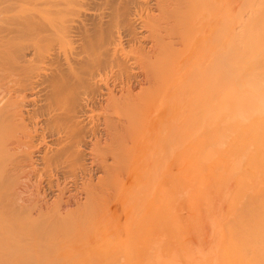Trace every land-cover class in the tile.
Wrapping results in <instances>:
<instances>
[{
	"label": "bare ground",
	"instance_id": "obj_1",
	"mask_svg": "<svg viewBox=\"0 0 264 264\" xmlns=\"http://www.w3.org/2000/svg\"><path fill=\"white\" fill-rule=\"evenodd\" d=\"M202 86L204 87L202 90L206 92L198 90ZM196 87H198L196 91H199L197 93L199 95H196L195 89L193 90ZM228 88L233 91V95L235 93L237 96H232L231 90L226 92ZM189 89L190 91L193 90L192 97L189 96ZM216 89L218 92L220 91V95L230 92V96L234 98L233 101L239 96L238 101L236 100L237 103L231 101L232 97L229 96L231 100L227 97L230 103L237 104L236 108L230 104L233 107L232 110L236 111L235 115L240 110L241 112L245 111L244 115L240 112L241 114L236 116L239 117L237 119H240V116L242 119L235 121V123L238 122L237 124L233 121L235 117L232 121L230 120L233 117H230L231 119L227 117L229 111L226 109H230L228 103L227 107L224 106L226 109L222 107L219 110L222 102L223 105L225 101L227 102L226 98L222 99L228 95L225 94L224 96L223 94L220 99L219 94L215 93ZM222 89L226 90L222 91ZM182 91H184L183 95ZM201 91L205 93H202L205 96L204 102H207V99L208 102L210 100L213 102L214 107L211 102L208 103L213 107L212 109H210L211 106L206 105L209 112L206 107L205 109L201 108L205 106V103L201 105L200 99H203V96H200ZM212 92L222 102L214 99ZM207 94H212L213 99L210 95L206 96ZM184 95L189 96V100H192L194 96L192 102L198 101V104L194 105L189 100L186 103L187 99ZM197 96L200 98L198 97V99ZM216 103L220 104L217 107V113L221 111L223 112L222 115L226 114L223 116L230 119L229 121L234 128L238 125L235 128V130L238 129L237 131L233 130L232 127V132L235 131L236 133L231 134L230 131L233 136L230 138V140L233 138V145L229 146V144L225 148L219 146L223 137L218 138L216 136L221 134L223 136V133H225V137L228 136L231 126H229L230 129L227 134L226 128L228 126L224 123V119L223 122L222 115L216 114L217 117L210 115L215 113L216 110L214 112L211 110L217 106ZM196 105L201 107L198 109ZM242 105L244 111L240 109ZM194 107L199 111L200 109L205 110L204 114L206 111L210 113H206L208 115L205 116L202 114L204 117H202L201 112L198 113L201 115V117L199 116L200 119L202 118V122L198 123H202L203 128L198 127L201 128L200 136H198L199 141L193 147L197 168L199 166L209 168L208 175L210 177H206L208 178L207 182L204 180L203 187L199 190L202 193L198 192L201 194L200 196L195 191L198 186L193 188L194 194H198L196 197H193V191L190 192L191 197L199 204L198 207V204H193L192 200L191 206L192 204V207L196 205L197 210L196 207L194 209L189 208L192 209L190 211L191 217L187 215V211L185 212L186 216L180 213V217L182 215L183 218L186 217L185 219H187L188 216L190 221H193L191 218L197 219H195L197 215L195 217L192 215L201 212L200 202H202L203 207L204 203L212 204L207 202L208 199L205 202L202 201L205 200L203 196L206 193L204 194V192L209 187L204 188L208 184L210 185V178H214L217 173L220 174L222 180L225 179L224 175H226L225 177L229 176L227 174L231 170L226 171L227 165L232 163V161H228L233 160L232 156L242 162V164L241 162L237 164L244 165L240 170L237 167L234 168L231 178H228L232 180L235 172L237 173H235L236 176L242 175V177L238 180L236 177L234 183L225 179L222 181L223 183L226 181L225 186L215 185L217 186L216 191L220 188V192H223L221 187H226L228 181L231 182V187H235L230 188V195L227 196L228 199L226 198L228 203L224 198L227 203L224 206L227 208H233L238 203L237 200L243 194L240 192H242L244 185L248 188L251 187L252 184L249 186L247 181H244V175H246L245 178L255 172V176L257 175L260 179L264 175V0H0V264H70L71 255L74 253V256L75 251H79L80 239L85 236L87 238V235L90 239H94L92 246L98 258L105 257L107 249L111 251L120 246V251H124L126 255L124 257L123 253L122 255L117 254L119 256L117 258L120 256L125 258L123 260L127 258V262L133 253L134 258L132 259L137 260L135 261L136 264H140L141 262L139 263L138 260L141 259L139 261H142L143 259L139 257L150 242L147 245L144 241L145 244L143 245L145 235L139 234L148 224L143 225L144 227L142 226L139 231L137 229V233H139L137 235H134V231L131 232V228L128 229L127 226L124 229L126 235L123 233L118 240H114L108 235L115 234L116 225L121 224V216L119 215L123 200L128 196V193L130 195L131 186L134 183L137 184L150 171L153 173V180H151L152 182L156 181V184L150 185V189L151 187L153 189L150 197L148 195L146 197L149 198L145 203L147 205L143 204L141 210H143L142 207L144 210L139 209L140 211L136 212L134 217L139 219L136 217L139 214L144 220V217L151 216L148 212H153L156 209L152 214L155 216L150 218L160 219L158 225L155 221H151L156 224L157 228H153L149 220L150 227L154 231L151 233L158 232L162 227L161 222H163V227L167 229L169 225L165 227L167 224L162 220L166 213L161 214V209L164 212L163 200L170 198L166 200L169 206V201H173L177 197L184 198L180 191L182 186L177 183L181 171L185 167L183 164L185 160L183 158L184 150L181 144V135H179L182 131V129L180 131L182 128L180 123L184 119L186 110H189L188 108H191L190 111L194 110ZM238 108L239 110H237ZM232 110L230 109L229 116L233 114ZM234 114L232 116H235ZM186 115L188 116V114ZM192 115L195 116V114ZM196 116L198 115L196 114ZM217 121L223 122V125L227 126L225 131L222 129L223 133L218 126L221 125V128L224 126L217 124ZM210 126L212 131H210ZM216 133L220 134L217 135ZM193 135L191 134V136ZM196 135L198 134L196 133ZM228 142L231 143V141ZM205 149H208L207 151L211 149V154L215 151L213 154L215 156L206 158L208 161L211 158L212 161L210 162L202 159L205 161L203 163L201 158L205 157H201V154ZM206 156H208L207 153ZM148 158L151 161L154 158L155 167L152 170L149 169L152 164H150L151 161L148 163ZM224 164H226L225 169H223ZM221 169L226 173L222 174L219 171ZM211 173L215 175L212 176ZM146 180L149 183V179ZM213 180L211 181H213L212 185L214 186L215 178ZM167 181L172 183L169 184ZM260 181H255V183H260ZM165 182L170 187L172 186L170 190H167L171 191L169 194L163 193L162 188ZM148 183L146 184L148 185ZM174 183H177L181 188ZM146 184H143L144 189ZM259 185L263 186L262 184ZM176 186L179 187V196H177L179 192H176ZM213 186H210L209 190ZM141 187L143 188L142 185ZM225 189L227 190V187ZM209 190L207 192L211 197L212 190L215 191L214 189ZM172 191L177 194L173 195ZM161 192L165 197L166 195L169 196L163 199ZM233 192L234 195H232ZM171 193L172 195H170ZM236 194L238 197L235 196ZM130 197L132 195L127 198ZM186 197L188 198L187 195ZM186 197L183 201L189 202ZM234 198L237 199L234 201ZM138 199L139 202L140 199ZM177 199L178 201L175 199V204L180 201L179 198ZM212 199L214 198L212 197ZM231 201H237V203L233 205L234 203L231 204ZM160 203L163 206L161 209H159ZM253 204L252 207L249 205L251 209L248 207L247 211L241 210V207L240 209L237 208L242 211L243 215L241 212H237L236 216H244L246 213L245 219H242L244 223L248 221V216H252L254 219L252 223H245V225L247 224L245 227L241 225L239 219L235 218V220L233 217L236 216L234 214L232 216L231 213L232 224L237 221L238 226V228L235 226L238 231L236 229L237 232L234 231L241 236V233L238 232L242 227L244 230V235L243 230L241 231V237L236 236L237 234L233 232L236 234L233 235V238L235 236L240 237L241 242H245L243 245L240 242L238 248L235 246L234 251L240 249L238 250L240 254L244 252L247 258L248 255H256L255 261L257 263L259 261L258 264H263L264 206L261 205L263 202L257 205V200ZM137 205L138 203L136 207ZM208 205H205L206 209L210 208ZM168 206H165V208L167 207L166 211L171 208ZM237 206L239 205L237 204ZM176 207L177 205L173 208ZM211 207V211L208 210L209 213L212 212L213 204ZM236 207H234V211L237 210ZM175 210L178 212L179 209ZM224 210L222 212H225ZM171 211L173 210L171 209ZM204 211L208 213L207 210ZM140 212H142L141 215ZM222 212L218 213L222 217V219L220 218L221 221L227 217L231 218L229 210L227 217H225L226 215L222 216V214L224 215ZM247 212H253V215L250 213L247 215ZM209 213L208 215L211 216ZM176 214L172 215L175 217ZM208 215L203 214V218L206 217V223L209 221V219L207 221ZM169 216L171 220L172 217ZM178 216L179 212L177 218H180ZM215 216L214 220H217L219 216ZM126 218L124 223H127ZM185 219H182L180 226L185 225L183 224ZM202 219L196 220L194 224L198 222L197 226L200 227L199 222L204 223H202ZM166 220L170 221L169 219ZM166 220L165 222H167ZM203 220L205 221V219ZM214 220L211 221L215 222L214 231L216 232V228L221 227L218 226L221 221L217 220L216 222ZM131 221L132 223L136 222V220ZM171 221L170 224L173 223ZM211 221L210 225H212ZM249 221L252 220L249 218ZM136 223L134 224L136 225ZM174 223L173 225H175ZM177 223L176 225H178ZM238 223L241 224L238 225ZM226 224L225 226L222 225L226 228L223 229L224 233L225 230L229 231L234 228L232 226V229H227L226 226L229 227L231 223ZM139 225L135 227H141L142 223ZM203 225L205 227L206 224ZM240 226L242 227L240 228ZM188 227L190 229L191 226ZM192 227L196 226L192 225ZM175 228L177 227L175 226ZM146 229L143 233L147 234ZM204 229L207 230L209 227L200 230L203 231ZM194 231L198 232L197 228ZM194 233H192L193 237L196 236ZM198 233L199 236L200 232ZM224 233L222 234L221 231L219 234L225 236ZM158 234H156V238L159 237ZM180 235L182 238L183 235ZM140 236L144 239L140 240ZM147 236L146 241H149ZM207 236L210 237V234ZM188 237L186 238L188 239ZM193 237L192 239L195 240ZM174 238L172 240L176 241L177 238ZM186 238L184 237L182 240H186ZM197 238L196 240H198ZM220 238L217 237L218 241ZM206 239L209 242L210 238ZM211 239L214 240L215 238ZM85 240L81 241L83 246ZM179 240L180 243L178 240L177 243L182 244L181 239ZM88 241L91 242L89 239ZM165 241L167 240H164L166 245L168 242ZM161 242L160 239L155 243L160 245ZM169 242H171L170 239ZM207 242L203 244L207 246ZM220 242L223 243L224 241L221 240ZM220 242H216L214 247ZM153 243L154 241L152 245ZM169 244L168 247H173V243L170 246ZM224 244L219 245L221 248L227 246ZM85 246L88 247V245ZM220 246L217 251H214V255L217 252L218 256H221L214 257H218V261L219 258L225 261L227 260L226 256L229 258L231 256L224 250L222 253L219 252ZM201 247L202 245L199 249ZM208 247H212V245H208ZM81 248L83 247L81 246ZM171 249H169V253L166 252L167 254L163 252L164 256L165 254L172 256L170 254L172 253ZM176 249L179 251V248ZM206 249L208 248H203L205 251ZM209 250L211 252L212 248ZM201 251L198 254H201ZM113 252L111 253L113 254ZM138 252L143 253L140 255ZM175 253L174 257L167 256L168 259L173 261L171 258H178L176 255H180V259L178 258L180 261L182 252ZM138 254L139 256H137ZM240 254L234 253L232 256L236 255L234 259L241 260L237 257V255L241 257ZM127 255L130 256L126 257ZM145 255L148 256V253ZM75 256L78 257V255ZM143 257L145 256L143 255ZM154 257L156 258V256ZM161 257L162 260L165 258ZM210 257V260L214 259L212 255ZM234 259L233 261H235ZM119 260L116 262L117 264L121 263ZM134 260L130 261L134 263ZM108 261L110 264V260ZM130 261L128 264H131ZM230 261L232 262L231 259ZM105 263L107 261H104ZM185 263L187 264V262Z\"/></svg>",
	"mask_w": 264,
	"mask_h": 264
},
{
	"label": "rangeland",
	"instance_id": "obj_2",
	"mask_svg": "<svg viewBox=\"0 0 264 264\" xmlns=\"http://www.w3.org/2000/svg\"><path fill=\"white\" fill-rule=\"evenodd\" d=\"M200 85H202V84H200ZM198 87H199V86H198ZM198 87L193 88V90L195 89L194 91H195L196 95H199V94H197V93H199L198 90H202V88H204V87L202 86V87H200L201 89H198V90L196 91V89H197ZM193 90H192V91H193ZM217 90H218V89H216V92H215V93H216V94L218 93V94L220 95V93H219L220 91L218 92ZM225 90H226V89H222V91H225ZM228 90H231V89L228 88V89L226 90V92H227ZM185 91H186V90H185ZM189 91H190V89H189ZM192 91H190V93H189V94H190L189 96H191V97H192V95H193V94L191 95ZM202 91H203V90H202ZM202 91L200 92V93H201L200 96L202 95L203 92H206L205 90H204L203 92H202ZM222 91H221V92H222ZM187 92H188V90H187ZM226 92H225V93H222L220 96H219L218 94H217V95H218V97H219L220 99L222 98V95H223V94H224V96H225V94L228 95V96H225V97L223 96L224 98H223L222 100H224L225 98H226V100H227V97L230 98V97H232V96H235V97L237 96V94L235 95V93H234V95H233V91H232V90H231V92H232V96H230V95H231L230 92H229V94L226 93ZM183 93H184V91H182V95H183ZM195 93H194V96H195ZM208 93H209V92H208ZM210 93H211V92H210ZM185 94H186V92H185ZM187 94H188V93H187ZM203 94H205V93H203ZM212 94H213V96H214V99L218 100V102H219L220 99H217L218 97L216 98V95H215L213 92H212ZM212 94H211V95H212ZM209 95H210V94H209ZM209 95L207 94L206 96H209ZM211 95H210V97H211ZM184 96H185L186 99H187V102H186V101H185V102L188 103V100H189L188 97H189V96H188V97H187V95H184ZM184 96H183V97H184ZM194 96H193V99H194ZM202 96H203V95H202ZM213 96L211 97L212 99H213ZM229 96H230V97H229ZM185 97H184V98H185ZM191 97H190V99H192ZM198 97H199V96H197V98H198ZM204 97H205V96H203V99H202L203 102H202L201 99H200V101H201V105H203V103H205V106L201 107V106L199 105V107H201V108H203V109H205L206 105H207L208 103L211 102V100L208 102V99H207V102H204ZM210 97H209V98H210ZM184 98H183V99H184ZM199 98H200V97H199ZM199 98H198V99H199ZM238 98H239V96L234 100L235 102L233 101V99H234L233 97H232V100H231V98H230V100L233 101L234 103H237L236 100H237ZM186 99H185V100H186ZM193 99H192V100H193ZM192 100H189V102H192ZM195 100H196V98H195ZM195 100H194V101H195ZM216 100H215V101H216ZM196 101H197V100H196ZM205 101H206V99H205ZM215 101H214V102H215ZM237 101H238V100H237ZM216 102H217V101H216ZM220 102H222V101H220ZM186 103H185V104H186ZM192 103L195 105L196 103L198 104V101L195 102V103H194V102H192ZM199 103H200V102H199ZM212 103H213V102H211V104H212ZM224 103H225V104L223 105V102H222L221 106L219 107V110H220V108H222V107H223L224 109H226L224 106L227 107L228 105H229L228 107H229L231 110H232V108H233L232 106H234V108L237 107V104L234 105V103H232V102L230 103L229 100H227V102L225 101ZM227 103H228V105H227ZM216 104H217V106L215 107L216 109L214 108L213 110H211L212 112H214V111L216 110L215 113H211V114L208 113V112H209V108H208V107H206V108L208 109V110L206 109V110L208 111V112L206 111V113H208V114H210V115H212V116H214V117H215L216 114H218V116L222 115L221 113H223V112H221V111H219V112L217 113V111H218V110H217V109H218L217 107H218L220 104H219V103H216ZM216 104H214V105H216ZM230 104H231V105L233 104V105L231 106ZM238 105H240V104L238 103ZM208 106L210 107L211 105L208 104ZM212 106H213V104H212ZM212 106H211L210 109H212V108L214 107V106H213V107H212ZM230 106H231V107H230ZM235 106H236V107H235ZM196 107H198V105H196ZM199 107H198V109H199ZM243 108H244V107H243V105H242V107H240V109H242V111H244ZM188 109H189V110H186V114H188V116L185 114V115H184V119H182L183 122L181 121V123H180V125L182 126V128H180V131H181V129H182V131L180 132L179 135H181V136H180L181 141H182L181 144H182V146H183V150H184L183 158H184L185 160L183 161V164L185 165V167L182 169V171H181V175L179 174L180 177H179V179L177 178V179H178V180H177V183H178L179 185L182 186V189L180 190V191L182 192L181 196H182V197L184 196V198H185L186 195H187L188 198L186 197V200H189V202H187V201H183L184 198L177 197V196L180 195L179 187L181 188V186L177 185V183H174V184H176L177 186H179V187L176 186V187H177V189H176L177 191H176V192H177V193L179 192V193H178L177 196H176V195H175V196H176L177 198H179V200H180L179 202H176L177 204L174 203V202H175V199L178 201V199L175 198V199H173V201H172V200L169 201L170 203L168 202V203H169V206H168L166 200H169L170 198H168V199L165 200V199H164L165 195L162 194V192H161V194L163 195V196H162V195H161V196H162L163 199H164V200H163V199H162V200L164 201V204H165V205H164V204H163V201H162V204H163V206H164V212H162V209H161V207L163 208L162 204H161V203L159 204V206L161 205V206L159 207V209H161V214H163V213L168 214V213H170V212H172V213L168 214V216H166V214H164L163 217L160 216V217H162V220L164 221V223L167 224L166 226H165V225H164V226H165V227H167L168 225H169V226H168L167 229H166V228L163 227V222H161L160 225L162 224V227H161L162 229L160 228V229L158 230V232L153 233V234H155L154 237H153V234L151 233V232H154V231H152V227L155 228V227H156V224L158 225V222H159L158 220H159L160 218H158V219H157V218H156V219H155V218L151 219L150 217L153 216L152 214H153V212H155L154 210H156V209H154L153 212H152V211L148 212L151 216L148 215V216L144 217V220H143L142 216H139V214H137L138 216L136 215V217H138L139 219H135V217H134L135 214H136V212L138 213V211L141 210V206H142L143 204H144V205H147V204H145V203L149 200V198L147 199L146 197H147V195H148V197H150V195H151V193H152V189H153L152 187H151V189H150V185H151V186H154V185L156 184V181H155V182L153 181L154 184H153V182H152V180H153V173H152V171H150V172H148L147 175H145V176H144V177H143V178H142L137 184L134 183V185L131 186V189H130L129 192H130V195H132V197H130V198L128 199L127 197L130 196L129 193H128V196H126L125 199L123 200L121 214L119 215V216H121V218H120V223H121L122 225H121V224H120V225H119V224L116 225V232H117V233L119 232L118 235H117V233L115 232V234H113V235L111 234V236H110V235H108V236H109V237H112L114 240H118L119 237H120L123 233H125V232H124V229L126 228V226H127L128 229L131 228V230H132L131 232L134 231V232H133L134 235H137V234H139V233H137V229H138V231H139V229L142 228L143 225L145 226V225L148 224L150 230L148 229V225L145 226V227L143 226V227H144V228H143V231H141L142 234H141V232H140V234H139V235H142V236L145 235V239H144V237H143L144 240H143L142 237L140 236V237H141L140 240H143V242H142L143 245H144L145 243L148 245L149 242H150L149 246H146V249H145L144 251L142 250L144 253H143V252H140V253H143L142 255L138 252V253L142 256V257L140 256L139 258H142V259H143L142 261H139V260H141V259L138 260L139 263L141 262L140 264H143V262H145V264H157V263H158V264H184V262H187V264H189L190 262H191V264H192V263H193V264H199V262H201L200 264H211V263H213V264H222L224 260L222 261V260H220V258H219V261L217 260L218 257H220L221 255L218 256L217 252H215L216 255H214V251H217V250H218L217 248H218V247L221 245V243H222V242H220L221 240H223V241H224L223 243H225L224 245H227V246H223V247L221 248V246L223 245V243H222V245L220 246V248H221L222 250L220 249L221 251L219 250V252L222 253L223 250H224L225 252H227L228 255H230V256L232 257V258H231V257L229 258L228 256H226V259H227V260H225L223 264H229V263H230V264H231V263H232V264H243V263H244V264H247V263H248V264H258L259 261H258V263H257V261H255V260H256V255H254V254H253L254 256H252V255H251V256L248 255V258H247V256H245L244 252H242L244 255H243V254H240V252L238 251V250H240V249H238V250L235 249L236 252L234 251L235 246H236V248H238V247L240 246V242L242 241L240 237L242 236V232H243V235H244V230L242 229L243 227L240 226V228H241V227H242V228L240 229V231H239L238 233H241V236L238 235V234L236 233V232L238 231V229H236V228H238V226H237V224H236L237 221H234V222H235V223H233L234 225L232 224V222H233V218H234V219L237 218V220L239 219V222L242 223V224H241V223H240V224L243 225V226L245 227V226L247 225V224L245 225V223H248V222H249V223H250V222L252 223V222H253L254 219H252V216H250V217L248 216V221L246 220L247 222L244 223V222L242 221V219H245L244 217H246V213L244 212V213H245L244 216L238 215V216H240V217L236 216L235 214H236L237 212H241V214L243 215V213H242L241 210L249 209L248 207H250V206L252 207V206L254 205L253 203L256 202V200H257V203H258L257 205H260V204L263 202V204H261V205L264 206V196H263V195H264V194H263V193H264V192H263V191H264V188H262V187L264 186V184H263V183H264V175H262V177H261L262 179H260V177H258L257 175L255 176V174H254L255 172H253L252 174L248 175V177H245V178H244V176H246V175H244V176H243L244 181H247V183H248L249 186H250V184H252V185H251V187H249V188L246 187V186L244 185V186L246 187V189H245L246 194H245V192H244V188H245L244 186L242 187V188H243V189H242V192H240V193H243L241 196H240V194H238V192H237V194L240 196V199L237 200L238 203H237V201L234 202L237 198H236V199L234 198V201H233V202L231 201V204L234 203L233 205H235V204L237 203V204L239 205V206H237V204H236V205L234 206V207L237 206L236 209H237V208L240 209V207H241V210H238V209H237L238 211H237V210L234 211V207H233V208H232V207L227 208V207L224 206V205L228 203V200H227L228 197H227V196L230 195V188H235V187H233V186L231 187V186H230V183H231V182L234 183L236 177H237V180H238V178H241V177H242V175H237V176H236V175H235L236 172H235V173H234L235 178H233L234 176L232 177V180H233V181H232V180H229V178H231L230 176H232V170L234 171V170L236 169V167H237L238 170H240V168H241V167L243 168V165H244V164H243V165H239L241 161H240V160H236V159L234 158V156H232V157H233V160H232V159H231V160H228L229 162L232 161V163L230 162V165H227V167H228L227 171L225 170L226 172H228L229 170H231V172H229V173L227 174V176L229 175V176H228L229 178H228V177H225L226 175H224V178L226 179V181H227V180L231 181L230 183H229V181L226 183L227 190L225 189L226 187L223 188V186H225V182H226V181H225L224 183H223L222 181H224L225 179L222 180V179L220 178V176H219L220 174H218V173H217L216 175L211 173L212 176H214V175L216 176V177L214 176V178H215L214 186H215L216 184H217V186H221V185H223V186L221 187V191H223V192H220V188H218V191H216L217 189H215V188H216L217 186L214 187V186L212 185V183H213V181H214V180H213L214 178H213V177H212L213 179L210 178V180H209V181H210V185L207 183L208 185H207V187H206V185L204 184V187H206V188H204V189H207L208 187L210 188V186H213L210 190H209V188H208L207 191H208V190L211 191L212 189H214L215 192H213V190H212V193H213V194L210 192V193H211V194H210L211 197H210V196H209V193H208L207 191L204 190V191H205L204 194H205V193H206V194H205L204 196H203V195H202V196L205 198V200L203 199L202 201L205 202V201L208 199L207 202H209V204H210V202H211V203L213 204V206H214L213 209H212V212H213L214 210H215V211H214L213 214H211L212 212L209 213L208 210L211 211V208H212L211 206H212V204H211V205H208V203H204V207H205V205H208V206L210 207L209 209H206V207L204 208V207L202 206V205H203L202 202H200L203 211L201 210V207H200V210H201L202 214H201V212H200L199 209H198V211L200 212V215H199V214H198L199 212L196 211V210H197V206L199 207V204L195 202V199H193V197H196V195H198L199 193H202L201 191L199 192V190L202 189L201 187H203V182H205L206 180H208V178H209L210 176L208 175L209 168H208V169H207V167L202 168L201 166L198 167L199 169L197 168L196 160H195V157H194L195 154H194V152H193V150H194L193 147H194L195 144H197V141H199V137H198V136H200L199 133H200V131H201V128H203V127H202V123H198V122H202V118L200 119V117H201L202 114H203L204 116H205V115H208V114H206V113L204 114V113H203L205 110H201V109H200V111H199V110L196 109L195 107H194V110L192 109L191 111H190L191 108H188ZM224 109H223V110H224ZM230 109H228V108L226 109V111H229V112H228L229 114L231 113V112H230ZM184 110H185V109H184ZM184 110H183V111H184ZM223 110H222V111H223ZM235 110H236V109H235ZM237 110H239V108H238ZM245 110H246V109H245ZM188 111H189V112H188ZM192 111H193V112H192ZM194 111H195V112H194ZM197 111H198V112H197ZM211 111H210V112H211ZM187 112H188V113H187ZM196 112H197V113H196ZM200 112H201V115L198 114V113H200ZM232 112H233V114H234L236 111L234 112V111L232 110ZM237 112H239V111H237ZM240 112H241V110H240ZM240 112H239V113H240ZM184 113H185V112H184ZM184 113H183V114H184ZM224 113H226L225 110H224ZM239 113H236V115L234 114L235 116H232L233 114H232L231 116H229V114H227V117H229V118H230V117H233L232 119L230 118L231 120H230V119H227V117L225 118L224 116H226V114H223L224 116H223V115L221 116V117H223L222 120H223V119L225 120V122H224V120H223V122H224L228 127H227L226 125L224 126V125H223V122H222V123H219V121H217V124L219 123V124H222V125L224 126L223 128H221V127H222L221 125L218 126V127H220L221 131H222V129H223V131H225V130L227 129V130H226V131H227V132H226L227 134H228V130H229L230 128H231V130H229V134H230V131H231V134H233V132L237 131L238 129L235 130V128H237L238 125H236V127L234 128V127H233V124H231L230 121H232V120L234 119V117H235V120H233L234 123H235V121H239V120L241 119V116H240V119H237V118H239V117H236L237 115H239ZM241 113H243L242 115H244L245 111H244V112H241ZM241 113H240V114H241ZM189 114H191V115H189ZM192 114H195V116H196V114H197L198 116L195 117V116H193ZM213 114H214V115H213ZM203 115H202V117H204ZM186 116H187V117H186ZM199 116H200V117H199ZM198 117H199V118H198ZM216 117H217V115H216ZM182 118H183V117H182ZM185 118H186V119H185ZM191 118H193L194 120H193V119L191 120ZM197 118H198V119H197ZM188 119H189V122H188ZM236 119H237V120H236ZM195 120H201V121H197V122H196ZM203 120H204V118H203ZM227 120H228V122H227ZM229 120H230V121H229ZM241 120H242V119H241ZM241 120H240V121H241ZM186 121H187V122H186ZM194 122H196V123H194ZM203 122H204V121H203ZM220 122H221V120H220ZM229 122H230V123H229ZM183 123H184V124H183ZM214 123H215V122H214ZM237 123H238V122H236L235 124H237ZM187 124H188V126H187ZM215 124H216V123H215ZM230 124H231V125H230ZM200 126H201V128H198V127H200ZM211 126H212V125H211ZM211 126H210V131H212ZM229 126H231V127L229 128ZM234 126H235V125H234ZM196 127H197L198 129H197ZM213 127L215 128V126H213ZM225 127H227V128L225 129ZM232 127H233V130H235V131H233V132H232ZM188 128H189V129H188ZM193 129H194V130H193ZM218 129H219V128H218ZM167 130H168V128H167ZM185 131H186V133H185ZM197 131H198V132H197ZM223 131H222V133H223ZM190 132H192V133H190ZM193 132H194V133H193ZM195 132H196L198 135H196ZM218 132H220V130H218ZM235 133H236V132H235ZM191 134H194V135L191 136ZM216 134H217V133H216ZM219 134H220V133H218L217 135H219ZM227 134H226V135H227ZM229 134H228V136H226V137H225V133H223V136H222V134L219 135V136H216V137H218V138H220V136H221V138L223 137V138L225 139V140H224L223 138H222V140L219 139V140H221V141L219 142V146H220V148H221V147H222V148H225V147H227L229 144H230L229 146H232V145H233V143H232L233 138L230 140V138L233 137V136H232L231 134H230V135H231V136H230ZM205 136H206V135H205ZM205 136H204V137H205ZM228 137H229V138H228ZM218 138H216V139H218ZM226 139H227V141H226ZM228 141H231V143L228 142ZM231 144H232V145H231ZM211 149H213V148H211ZM211 149H209V151H207L208 149H205V150L203 151V153L201 154V157H202V156L205 157V158H201V157H200V158H201V161H203V163H204L205 161L202 160V159H205L206 161H208L207 159H209V158H208L209 156H210V157H214V156H215V155H213V154L215 153V151H213L214 153L211 154V153H212V152H211V151H212ZM213 150H214V149H213ZM205 151H206V152H205ZM192 152H193V153H192ZM208 152H209V153H208ZM206 153H207L208 156H206ZM211 155H212V156H211ZM150 158H151V157H150ZM150 158H148V163L151 161ZM206 158H207V159H206ZM210 161H212L211 158H210ZM210 161H208V162H210ZM233 161L236 162V163H234ZM152 162H154V158H152V161H151V163H150V164H152V165L149 166V169H150V170H152V169L155 167V165H154L155 162H154V163H152ZM226 162H227V161H226ZM229 162H227V163H229ZM238 162H239V164H237ZM206 163H207V162H206ZM227 163H226V164H227ZM226 164H224L223 167L226 166ZM231 164H232V165H231ZM233 164H234V166H233ZM241 164H242V162H241ZM195 166H196V167H195ZM150 167H152V168H150ZM194 167H195V168H194ZM227 167H226V168H227ZM229 167H230V168L232 167V168L230 169ZM221 168H222V167H221ZM234 168H235V169H234ZM200 169H201V170H200ZM223 169H225V167H224ZM219 171L222 172V174H223V173H226V172L222 171V169L219 170ZM236 171H237V170H236ZM212 172H213V171H212ZM217 172H218V171H217ZM222 174H221V175H222ZM236 174H237V173H236ZM253 174H254V176H253ZM217 175H218V176H217ZM251 175H252V176H251ZM148 176H150V177H148ZM260 176H261V175H260ZM206 177H208V178H206ZM218 177H219V178H218ZM221 177H222V176H221ZM255 177H256V178H255ZM146 179H149V180H148L149 183L147 182ZM151 179H152V180H151ZM218 179H219L221 182H220ZM245 179H247V180H245ZM204 180H205V181H204ZM211 180H213V181H211ZM217 180H218V181H217ZM251 180H252L253 182H252ZM254 180H255V181L263 180V181H260V183L257 182V184H256ZM143 181H144V182H143ZM167 182H169V184H170L171 181H167ZM174 182H175V181H174ZM206 182H207V181H206ZM217 182H218V183H217ZM262 182H263V183H262ZM144 183H145V184L148 183V185L146 184L147 186L145 185V186H146V187H145L146 190L144 189V185H143ZM171 183H172V182H171ZM196 183L199 184V185H197ZM221 183H222V184H221ZM254 183H255V184H254ZM169 184L167 185V183L165 182L164 185H167V186H164V185H163V188H162L163 193L166 192L165 194H169V193L171 192V191H170V192L167 191V190H170V188H172V186L170 187ZM228 184H229V185H228ZM259 184H262L263 186H260ZM141 185L143 186V188L141 187ZM201 185H202V186H201ZM227 185H228V186H227ZM253 185H255V186H253ZM168 186H169V187H168ZM195 186H198V187H196V190H195L197 193L199 192L198 194H194L195 191H193V188H194ZM199 186H200V187H199ZM229 186H230V187H229ZM252 186H253V187H252ZM258 186H259V188H258ZM164 187H165V189H166V188H167V189L165 190ZM173 187H174V186H173ZM228 187H229V188H228ZM137 188H138V189H137ZM139 188H140V189H139ZM197 188H198V190H197ZM222 188H223V189H222ZM255 188H256V189H255ZM143 189L145 190L146 194H145V192H144ZM148 189H149V190H148ZM247 189H249V191H247ZM250 189H251L252 191H253V189H255V190L252 192ZM134 190H136L137 192H135ZM147 190L150 191L148 194H147V192H148ZM228 190H229V193H228ZM256 190H257V191H256ZM260 190H262V191L260 192ZM191 191H193V192H192V193H193V194H192L193 197H191V193H190ZM202 191H203V190H202ZM240 191H241V190H240ZM133 192H135V193H133ZM139 192H140V193H139ZM216 192H218V193H216ZM226 192H227V193H226ZM235 192H236V191H235ZM249 192H251V193H249ZM258 192H259V193H258ZM172 193H173V195H174V194H177V193H175V191H172ZM172 193H171L170 195H172ZM183 193H184V194H183ZM188 193H190V195H188ZM221 193H222V194H221ZM257 193H258V194H257ZM133 194H134V197H133ZM207 194H208V196H207ZM219 194L222 195V196H220ZM225 194H226V196H225ZM234 194H235V193L233 192L232 195H234ZM237 194H236L235 196L238 197ZM255 194H256V195H255ZM260 194H261L263 197H262ZM200 195H201V194H199V196H200ZM216 195H217L218 197H217ZM251 195H254V196H251ZM139 196H140L141 198H140ZM143 196H144V197H143ZM168 196H169V195H166L165 198H167ZM189 196H190V198H189ZM214 196H215V197H214ZM247 196H248V197H247ZM138 197H139L140 200L138 199ZM206 197H207V198H206ZM209 197H210V198H209ZM212 197H213L214 199H212ZM233 197H234V196H233ZM126 198H127V200H126ZM142 198H143V199H142ZM172 198H174V197H172ZM218 198H219V199H218ZM224 198H225V199L227 198V199H226L227 201H226ZM243 198H245V199H243ZM137 199L139 200V202L137 201ZM210 199H211V201H210ZM230 199H231V198H230ZM259 199H260V200H259ZM145 200H146V201H145ZM192 200H193V201H192ZM232 200H233V199H232ZM244 200H245V201H244ZM125 201H126V202H125ZM191 201L194 202L193 204H198V205H197V206L194 205V207H192L193 204H192V206H191V203H190ZM212 201H213V202H212ZM225 201H226L227 203H226ZM260 201H261V202H260ZM124 202H125V203H124ZM132 202H133V203H132ZM142 202H144V203H142ZM180 202H183V203H182L183 205H182ZM214 202H215V203H214ZM218 202H219V203H218ZM224 202H225V203H224ZM243 202H244V203H243ZM126 203H127V204H126ZM137 203H138V205H137V207H136V204H137ZM172 203H173V205H172ZM179 203H180V204H179ZM124 204H125V205H124ZM215 204H216V205H215ZM251 204H252V205H251ZM139 205H140V206H139ZM176 205H177V207H176L175 209H177V210L179 209V210H178V212H179V216H178V217H180V213H182V215H184V216H186V213H188L187 215L191 217V212H190V211H192V209H189V208H193V209H194L195 207H196V210H193V211H196V213H197V212H198V213L195 214L194 216L192 215V217H195L196 215H197V216L199 215V217L201 216L200 218L196 216L195 219H196V218H197V219H198V218H199V219H202V218H203V214H204V215H206V214L208 215V213H209L211 216L208 215L209 217H207V221H208V219H209V221L207 222L208 225H207V223H206V217L203 218V219H205V221L202 219V223L204 222L203 224H206V225L209 227V229H207V230L204 229L203 231H201L203 228H208V227H207L206 225H205V227H204V225L201 224V223L199 222L200 227H202V228H200L199 226H197V225H198V222H197V224H194V222H195L197 219L194 220V218H191V219H193V221H190V220H189L190 218H189L188 216H187V219H185L186 217L183 218V216L181 215L182 218L180 217V218H181V221H180V218H177V214H178V212H176V210L173 208V207L176 206ZM178 205H179V206H178ZM220 205H221V206H220ZM233 205H231V206H233ZM249 205H250V206H249ZM165 206H168V208H169V207H171V208H169V209L166 211L165 209H167V207L165 208ZM222 206H223V207H222ZM227 206L229 207V204H228ZM246 206H247V207H246ZM139 207H140V208H139ZM180 207H181V208H180ZM216 207H217V210H216ZM220 207H221V210H220ZM225 207H226V208H225ZM244 207H245V208H244ZM251 207H250V209H251ZM137 208H138V209H137ZM203 208H204V209H203ZM214 208H215V209H214ZM243 208H244V209H243ZM136 209H137V210H136ZM139 209H140V210H139ZM142 209L144 210V207H142ZM171 209H172L173 211H174V210H175V211L173 212V211H171ZM182 209H184L185 211L182 210ZM218 209H219V210H218ZM224 209H225V210H224ZM227 209L230 211V217H231V218L227 217V214L229 213ZM231 209H233V210H231ZM129 210H130V211H129ZM143 210H141V211H143ZM169 210H170V211H169ZM180 210H181V211H180ZM204 210H207L208 213H206V211H204ZM223 210H224L225 212H222ZM132 211H133L134 213H133ZM183 211H184V212H183ZM186 211H187V212H186ZM218 211H219V212H218ZM220 211H221L222 213H224V215L222 214V216H225V215H226L225 217H227V218L224 217L225 219H227V220L231 219V220H229V222H227V220H225V219H224L223 221H221L222 217L220 216V214H218V213H221ZM226 211H227V212H226ZM231 211H234L235 213H234V212H231ZM246 211H247V210H246ZM248 211H249V210H248ZM185 212H186V213H185ZM203 212H205L206 214L203 213ZM175 213H177V214H176L175 217H174L172 214H175ZM189 213H190V214H189ZM216 213H217V214H216ZM231 213H232V216H233V214H234L236 217H233V218H232ZM249 213H250V212H249ZM249 213L247 212V215H249ZM263 213H264V212H263ZM127 214H128V215H127ZM141 214H142V212H140V215H141ZM124 215H126V216H124ZM130 215H131V216H130ZM169 215H171V217H172L171 220L173 221V223L176 221V222L174 223L175 225H173V223L170 224V221H171V220H170V216H169ZM212 215H213V217H212ZM215 215H216V216H219L217 220H218V221H221V222H220V225H218V226H221V227H220L221 230H220V228H218V229L216 228V232L214 231V230H215V229H214V224H215V222L211 221V220H214V219H215V218H214ZM250 215H253V212L250 213ZM154 216H155V214H154ZM154 216H153V217H154ZM165 216H166V218H165ZM216 216H215V217H216ZM126 217H127V218H126ZM147 217H149V219H146ZM167 217H168V218H167ZM242 217H243V218H242ZM125 218H126L127 223H124V222H125ZM211 218H212V219H211ZM220 218H221V219H220ZM228 218H229V219H228ZM240 218H241V219H240ZM249 218H250V220H252V221H249ZM253 218H254V217H253ZM134 219L136 220L137 223H136V222H133V223H132L131 220L135 221ZM154 219H155V220H154ZM166 219H169L170 221H168V220H166ZM173 219H174L175 221H174ZM176 219H179V220H176ZM182 219H185V220H186V221H184V223H183V224H185V225H183V226L181 225V226H180V224H182L181 222L183 221ZM199 219H198V220H199ZM210 219H211V220H210ZM246 219H247V218H246ZM121 220H122V221H121ZM142 220H143V221H142ZM146 220H147V221H146ZM149 220H150L151 225H153L152 227H150L151 225L149 224ZM156 220H157V221H156ZM165 220H166L167 222H165ZM198 220H197V221H198ZM217 220H214V221L217 222ZM235 220H236V219H235ZM123 221H124V222H123ZM130 221H131V223L134 225V227H135L136 225L138 226L139 223H142V225H141V227H139V228H138V227H135V228H134V227H132L133 225H132V226L130 225V224H131ZM138 221H139V223H138ZM145 221H146V222H145ZM151 221H153V222L155 221L156 224H153V222H151ZM172 221H171V222H172ZM177 221H178V222L180 221V223H177ZM188 221H189V222H188ZM210 221H211V224H212L213 226L209 224ZM230 221H231V222H230ZM244 221H245V220H244ZM168 222H169V223H168ZM186 222H187V223H186ZM191 222H193V223L191 224ZM212 222H213V223H212ZM223 222H224V223H223ZM128 223H129V225H128ZM134 223H136V225H135ZM176 223H177L178 225H176ZM188 223H189V224H188ZM195 223H196V222H195ZM218 223H219V222H218ZM226 223H227V224H228V223H229V224L231 223V224H232V225L230 224L231 228H230V226L228 227V225H227ZM123 224H126V225H123ZM216 224H217V223H216ZM225 224L227 225V226H226L227 229H232V228L234 227L233 230H229V231H228V230H225L227 233H229L230 231H232V232H230L228 235H227L226 232L224 233V231H223V229H226V228L224 227ZM235 224H236V225H235ZM240 224L238 223V225H240ZM170 225H171V227H170ZM192 225H193V226H196V227H192ZM202 225H203V226H202ZM209 225H210V226H209ZM222 225H224V226H222ZM123 226H124V227H123ZM130 226H131V227H130ZM139 226H140V225H139ZM175 226H176L177 228H175ZM178 226H179V227H178ZM186 226H187V227H186ZM188 226H191L190 229H189ZM216 226H217V225H216ZM232 226H233V227H232ZM235 226H236V228H235ZM180 227H181V228H180ZM210 227H211V228H210ZM222 227H223V228H222ZM118 228H119V229H118ZM146 228H147V229H146ZM156 228H157V227H156ZM191 228H193V229H191ZM196 228H197L198 232H200V235H199V236H198L199 233H198L197 231H194V229L196 230ZM120 229H121V230H120ZM133 229H135V230H133ZM145 229H146V231L150 232L151 234L148 233V232H147V234H146V233H143V232L145 231ZM200 229H201V230H200ZM212 229H213V231H212ZM235 229H236L237 231H236ZM122 230H123V231H122ZM160 230H161V231H160ZM162 230H164V231H162ZM188 230H189V232H188ZM234 230H235L236 232H235ZM242 230H243V231H242ZM208 231H209V233L206 234V232H208ZM217 231H218V233H217ZM221 231H222V234H223V233L225 234V236L219 234V233H221ZM241 231H242V232H241ZM245 231H246V230H245ZM131 232H129V233L131 234ZM160 232H161V233H160ZM194 232H197V233H194ZM233 232L236 233L237 235H236V234H233ZM135 233H136V234H135ZM158 233H159L160 235H159ZM162 233H163V234H162ZM184 233H185V234H184ZM187 233H188V234H187ZM190 233H191V234H190ZM192 233H194V235H196V236H194V237H195V240L192 239V237H193V234H192ZM201 233H202V234H201ZM149 234H150V235H149ZM156 234H158L159 237L156 238V237H155ZM180 234L183 235L182 238H181V235H180ZM186 234H187V236H186ZM189 234H190V235H189ZM203 234H204V235H203ZM208 234H210V237L207 236ZM212 234H215L216 237H215V235H213V236H214V237H213ZM231 234H232V235H231ZM125 235H126V233H125ZM146 235L149 236V237L147 236V238H149V239H148L149 241H146V240H147V239H146ZM178 235H179V237H177ZM184 235H185V236H184ZM219 235H221L224 239H223V238H220L221 236H219ZM226 235H227V236H226ZM233 235L240 236V237L237 238V237L235 236L234 238H237V239H235V240H236V241H235L234 238H233ZM164 236H165V239L167 240V241H165V242H168V243L166 244L167 246H166L165 243H164V240H165V239H164ZM188 236H189V237H188ZM206 236H207V237H206ZM174 237L177 238L176 241H175V240H172ZM184 237H185V238L188 237V239L186 238V240H182ZM194 237H193V238H194ZM197 237H199V238H197ZM200 237H202V238H200ZM205 237H206V238H210V239H209V242H207L208 239H206ZM217 237H218V239L220 238L219 241H218ZM226 237H227V238L229 237V238L227 239ZM230 237H231V239H230ZM85 238H86V236L83 237L82 239H80V243H79V245L81 244V246H82L83 248H87V249L84 250V249L81 248V246H80V247H79V251H78L79 253H78L77 251H75V255H78V257H80V258H78V257L75 256V255L73 256V254H74V253H73V254L71 255V257H72L73 259H72L71 257L69 258V259H70V260H69V263H70V264H73V263H74V264H77V263H78V264H81V262H82V264H88L89 262H90L89 264H91V263H94V264H95V263H96V264H104V261H107V263H105V264H109V263H108V262H109L108 260H110V264H117L116 262H118L119 259H120L119 262H121L122 264H125L127 258H126V260H123V259H125V258H122L121 256H120V258H117V257H119L118 255H120V254L122 255V253H123V256L126 255V253H125L124 251H123V252L120 251V249H121L120 246L115 247V249H113V250H111V251H109V250L107 249V252L105 253V254H107V255H105V257H103V258H98L97 255L95 254L94 249H93V246H92V243H93L94 239H93V240H92V238L90 239L89 235H87L86 240H85ZM155 238H156V240H155ZM196 238H197L198 240H196ZM211 238H213V239L215 238V239H214L215 241L212 240ZM88 239L91 240V242L88 241ZM151 239H152V240H151ZM160 239H161V241H162L163 243L161 242L160 245L158 244L159 242H158V243H155V242H157V241L160 240ZM169 239H170L171 242H169ZM174 239H175V238H174ZM179 239H181V241H182L181 243H182V244H178V243H177L178 241H179V243H180V240H179ZM191 239H192V240H191ZM225 239H226V242H225ZM82 240H85L83 243H84L85 245H88L89 248H88L87 246H85V245H84V246L82 245V243H81ZM177 240H178V241H177ZM188 240L190 241V243H191V242H194L195 244H194V243H191V244H190ZM199 240H200V241H199ZM201 240H203V241H201ZM86 241H87L88 243H87ZM144 241H145V243H144ZM153 241H154L155 245H154V243H153V245H152V242H153ZM173 241H174V242H173ZM184 241H186V242H188V243H186V242H184ZM197 241H198V243H197ZM210 241H211V243H210ZM237 241H238V242H237ZM199 242H200L201 244H200ZM206 242H207V246L203 244V243L206 244ZM216 242H220V243H218V245H216V246H215L216 248H215L214 245L217 244ZM137 243H138V242H137ZM139 243L142 244L141 242H139ZM169 243H170V244H169ZM172 243H173V244H172ZM183 243H184V244H183ZM185 243H186L187 246L185 245ZM213 243H214V244H213ZM226 243H227V244H226ZM168 244H169V246L172 244L173 247H172V246L168 247ZM177 244H178V246L180 245V247L176 246ZM210 244L212 245V247H208V245L211 246ZM219 244H220V245H219ZM230 244H231V245H230ZM235 244H236V245H235ZM243 244H245V242H244V243L241 242V245H243ZM143 245H141V246H143ZM156 245H157V246H156ZM161 245H162V246H161ZM183 245H185L184 247H186L188 250H187L186 248H184ZM200 245H202V247H201L202 251H201V249H199V248H200ZM237 245H238V246H237ZM141 246H140V247H141ZM188 246H189V247H188ZM204 246H205V247H204ZM91 247H92V248H91ZM149 247H151V248L149 249ZM160 247H161V248H160ZM167 247H168V248H167ZM171 247L173 248V251H172ZM175 247H176V248H179V251L182 252V255H181V260H182V261H181V260L178 261V260L180 259V255H176V256H178L179 259L176 258V257H175L176 259H175V258H171V259H173V261L170 260V259H168V257H172V256L174 257V256H175V255H174V253H175L174 251H177V250H178V249H176ZM181 247H182V248H181ZM190 247L192 248V250H191ZM197 247H198V248H197ZM231 247H232V248H231ZM80 248H81V249H80ZM90 248H91V250H90ZM119 248H120V249H119ZM152 248H153V249H152ZM155 248H156V249H155ZM158 248H159V250H158ZM180 248L183 249V250L181 251ZM193 248H194V249H193ZM196 248H197L198 250H197ZM203 248H204V249H205V248H208V249H206V251H205V250H203ZM209 248H210V249L212 248V251H211V252H213V254H211ZM213 248H214V250H213ZM223 248H224V249H223ZM117 249H118V250H117ZM154 249H155V250H154ZM161 249H164L165 251H164V250H161ZM169 249H171V251H172V253H170V254H172V256H168V255H169V254H168V255H167L168 257H167V256H166V254H167L166 252L169 253ZM174 249H175V250H174ZM229 249H230V250H229ZM51 250H52V249H51ZM83 250H84V251H83ZM147 250H148V251H147ZM150 250H152V251H150ZM160 250H161V252H162V255H161V252H158V251H160ZM166 250H167V251H166ZM184 250H186V251H184ZM196 250H197L198 252H197ZM208 250H209V252H208ZM85 251H86V252H85ZM113 251H115V252H113ZM119 251H120V252H119ZM140 251H141V250H140ZM145 251L148 253V256L145 255V254H147ZM155 251H156V252H155ZM179 251H177L175 254H179ZM188 251H189V252H188ZM200 251H201L202 253H201V254H198V253H200ZM203 251H205L206 253L204 252V254H203ZM233 251H234L235 254H240V255H241V257L237 255V257L241 258V260L238 259V258H237V259H234V257H235L236 255H235V256H232V255L234 254ZM237 251H238V252H237ZM51 252H53V251H51ZM76 252H77L78 254H77ZM80 252H81V253H80ZM111 252H113L114 255H113ZM117 252H119V253H117ZM135 252H136V251H135ZM163 252L166 253V254H165L166 257L164 256V253H163ZM173 252H174V253H173ZM195 252H197V253H195ZM225 252H224V253H225ZM231 252H232L233 254H232ZM136 253H137V252H136ZM158 253H159V254H158ZM187 253H188V254H187ZM191 253H192V254H191ZM79 254H80V255H79ZM81 254H82V255H81ZM109 254H111V255H109ZM115 254H116V255L118 254V255L116 256ZM139 254H138L137 256H139ZM157 254H158V255H157ZM184 254H185V255H184ZM209 254H210V255H209ZM90 255H91L92 257H91ZM132 255H133V253L131 254V257L128 258V261H130V260H134V259H132V258H134V256H132ZM134 255L136 256L135 253H134ZM143 255H144L145 257H143ZM150 255H151V257H150ZM159 255H160V257H159ZM183 255H184V257H182ZM202 255H203V256H202ZM204 255H205V256L209 255V256L205 257ZM211 255H212V257H213L214 259H211V260H210V258H211L210 256H211ZM107 256H109L110 259H109V257L106 258ZM111 256H112V258H111ZM128 256H130V255H127L126 257H128ZM154 256H156V258H155ZM161 256H163V257H165V258H167V259L165 260V258H164V259L162 260V257H161ZM189 256H190V257H189ZM197 256H198V257H197ZM214 256H218V257L216 258V257H214ZM243 256H244V257H243ZM249 256H250V258L252 257V258H251L252 260L249 258ZM115 257H116V258H115ZM124 257H125V256H124ZM148 257H149V258H148ZM157 257H159V258H157ZM186 257H187V258H186ZM193 257H194V258H193ZM195 257H197V258H195ZM201 257H202V258H201ZM208 257H209V259H208ZM85 258H86V259H85ZM90 258H91V259H90ZM97 258H98V259H97ZM113 258H114V259H113ZM130 258H131V259H130ZM136 258H137V257H136ZM147 258H148V259H147ZM160 258H161V259H160ZM182 258H183L184 260H186V261H184ZM205 258H207V259H206L207 261L210 260V261H212V262H211V263H210V261H209V262H207V261L205 262ZM76 259H77V260H76ZM81 259H82V261H81ZM84 259H85V260H84ZM89 259H90V260H89ZM94 259H95V260H94ZM99 259H100V260H99ZM106 259H107V260H106ZM111 259H112V260H111ZM129 259H130V260H129ZM137 259H138V258H137ZM149 259H150V260H149ZM151 259H152V260H151ZM174 259L177 260V261H175ZM190 259H191V260H190ZM193 259H194V260H193ZM202 259H203L204 261H203ZM221 259H222V258H221ZM230 259L232 260V262L230 261ZM233 259H234L235 261H233ZM243 259L246 261V263H245V261H244ZM249 259H250V260H249ZM75 260H76V261H75ZM86 260H87V261H86ZM121 260H122V261H121ZM160 260H161V261H160ZM187 260H188V261H187ZM195 260H196V261H195ZM72 261H73V262H72ZM83 261H84V262H83ZM96 261H97V262H96ZM124 261H125V262H124ZM128 261L126 262V264H128ZM135 261H137V260H134V263H133V261H132V262L130 261L129 263H131V264H132V263H133V264H136ZM155 261H156V262H155ZM166 261H167V262H166ZM168 261H169V262H168ZM170 261H171V262H170ZM189 261H190V262H189ZM228 261H229V262H228ZM238 261H239V262H238ZM242 261H243V262H242ZM247 261H249V262H247ZM254 261H255V263H254ZM102 262H103V263H102ZM111 262H112V263H111ZM217 262H218V263H217ZM221 262H222V263H221ZM233 262H234V263H233ZM235 262H238V263H235ZM241 262H242V263H241ZM251 262H252V263H251ZM121 263H120V264H121ZM118 264H119V263H118ZM185 264H186V263H185ZM263 264H264V263H263Z\"/></svg>",
	"mask_w": 264,
	"mask_h": 264
}]
</instances>
